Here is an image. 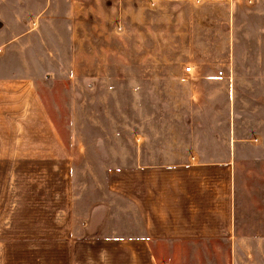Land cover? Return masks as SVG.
Masks as SVG:
<instances>
[{
  "label": "rangeland",
  "instance_id": "1",
  "mask_svg": "<svg viewBox=\"0 0 264 264\" xmlns=\"http://www.w3.org/2000/svg\"><path fill=\"white\" fill-rule=\"evenodd\" d=\"M23 64L78 208L143 134L153 163H231L238 263L264 264V0H0V74Z\"/></svg>",
  "mask_w": 264,
  "mask_h": 264
},
{
  "label": "crops",
  "instance_id": "2",
  "mask_svg": "<svg viewBox=\"0 0 264 264\" xmlns=\"http://www.w3.org/2000/svg\"><path fill=\"white\" fill-rule=\"evenodd\" d=\"M16 67L0 74V264H239L231 163H153L141 134L129 165L114 162L101 197L81 210L70 148L30 66ZM95 204L104 219L84 238Z\"/></svg>",
  "mask_w": 264,
  "mask_h": 264
},
{
  "label": "water",
  "instance_id": "3",
  "mask_svg": "<svg viewBox=\"0 0 264 264\" xmlns=\"http://www.w3.org/2000/svg\"><path fill=\"white\" fill-rule=\"evenodd\" d=\"M104 214H105V207L102 204H95L91 208L88 225L83 232L84 238H88L92 236L97 231V229L99 228V226L101 225L104 219Z\"/></svg>",
  "mask_w": 264,
  "mask_h": 264
},
{
  "label": "built area",
  "instance_id": "4",
  "mask_svg": "<svg viewBox=\"0 0 264 264\" xmlns=\"http://www.w3.org/2000/svg\"><path fill=\"white\" fill-rule=\"evenodd\" d=\"M185 69H186V71H190L191 68L190 67H186Z\"/></svg>",
  "mask_w": 264,
  "mask_h": 264
}]
</instances>
